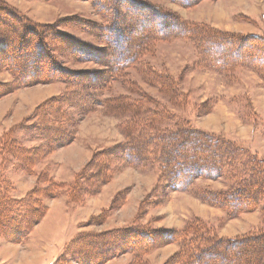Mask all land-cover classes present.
Wrapping results in <instances>:
<instances>
[{
	"label": "rangeland",
	"instance_id": "1",
	"mask_svg": "<svg viewBox=\"0 0 264 264\" xmlns=\"http://www.w3.org/2000/svg\"><path fill=\"white\" fill-rule=\"evenodd\" d=\"M0 1L54 31L46 39L53 81L29 82L0 95V136L20 122L46 120L35 119L34 111L61 95L63 125L70 132V139L51 146L28 138L31 133L22 138L23 131L11 132L26 149H39L28 166L0 156L5 179L0 197L37 202L43 215L24 240L0 236V264H55L56 255L77 235L128 227L138 236L150 233L152 240L132 249L128 236L126 245L102 264H186V248L200 229L223 238L264 230L261 203L253 211L228 216L224 208L203 200V191L232 185L227 176H200L177 190L150 156L133 166L123 151L124 144L132 147L133 98L155 109L149 128L188 120L194 128L264 159L261 76L250 69L220 73L209 67L199 39L203 29L264 37V0ZM156 20L164 22L163 34L156 30ZM175 24H186L190 31L179 35L172 29ZM68 38L79 50L74 51ZM134 46H141L136 59L119 67L116 78H105L113 50L132 53ZM11 79L7 70H0V83ZM117 96L126 97V104L110 107L107 100Z\"/></svg>",
	"mask_w": 264,
	"mask_h": 264
},
{
	"label": "trees",
	"instance_id": "2",
	"mask_svg": "<svg viewBox=\"0 0 264 264\" xmlns=\"http://www.w3.org/2000/svg\"><path fill=\"white\" fill-rule=\"evenodd\" d=\"M156 21V30L163 34L161 32L165 31L164 22ZM52 28L50 24L43 26L32 23L26 16L0 1V70H7L12 76L8 83H0V95L29 82L53 81L54 69L51 68L50 53H46V39L54 34ZM172 29L179 35H186L190 31L186 24H175ZM203 30L199 38L200 46L206 50L209 67L220 73L233 72L237 68L250 69L258 73L264 82V37L256 34L239 35L227 31ZM167 31L169 33L171 30ZM155 35L156 33H153L150 36ZM68 44H72L75 52L79 50L80 46L70 38ZM140 47L134 46L132 53H117L113 50L116 53L113 57L115 61L107 64L109 74L104 77L111 80L116 78L119 67L133 62L140 54ZM167 78L168 76L163 77L165 80ZM126 100V97L117 96L107 102L110 107H120L126 104ZM149 101L147 100V103ZM63 102L61 95L52 96L40 104L34 111V118L46 117L43 122L35 120L36 123L42 124L41 127L36 123L23 125L20 122L1 135L2 161L5 156L14 157L21 165H30L39 148L26 149L22 145V138L29 133L31 134L28 138L43 139L48 146L70 139L67 134L70 132L63 125L66 120ZM42 107L44 111L39 112ZM145 107V103L143 105L132 98V119L136 123V131L134 123L132 147L124 144L123 151L125 156L132 160L133 166L140 165L150 156L151 160L161 167L166 181L177 190L187 187L200 176H227L234 181L233 184L224 190L203 191L200 193L203 200L224 208L228 216L253 211L259 203L262 204V210L264 209V159L257 158L255 154L249 153L231 140L215 137L194 128L188 120L162 129L149 128L147 123L152 122L150 115L155 116V109ZM139 116L146 118V124L136 120ZM33 128L37 132H32ZM17 130L26 134L19 138L15 133H11ZM4 181L0 173V195L5 194ZM46 191L48 189L42 190ZM36 193L39 196L41 194L40 190H36L34 194ZM36 203L26 199L0 197V236L17 237L16 241L24 240L43 215ZM17 211L23 214L18 216ZM135 233L139 235L132 227L81 233L56 255L54 263L102 264L126 245L128 236L132 235L129 245L132 249L144 248L148 245L147 240H152L148 232H141L140 236ZM141 237H144L143 242H139ZM188 245L190 247L186 248V264H264V230L242 237L223 238L200 229L199 233L192 236Z\"/></svg>",
	"mask_w": 264,
	"mask_h": 264
}]
</instances>
